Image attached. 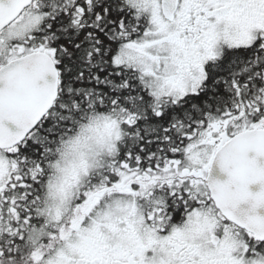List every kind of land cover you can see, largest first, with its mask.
Instances as JSON below:
<instances>
[{
  "label": "snow or ice",
  "instance_id": "6c2138e0",
  "mask_svg": "<svg viewBox=\"0 0 264 264\" xmlns=\"http://www.w3.org/2000/svg\"><path fill=\"white\" fill-rule=\"evenodd\" d=\"M0 264H264V0H0Z\"/></svg>",
  "mask_w": 264,
  "mask_h": 264
}]
</instances>
